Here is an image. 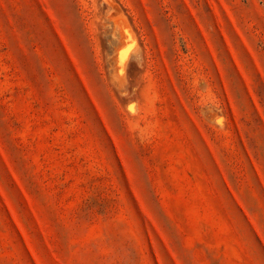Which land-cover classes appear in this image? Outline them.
I'll return each instance as SVG.
<instances>
[{"label":"rangeland","instance_id":"obj_1","mask_svg":"<svg viewBox=\"0 0 264 264\" xmlns=\"http://www.w3.org/2000/svg\"><path fill=\"white\" fill-rule=\"evenodd\" d=\"M0 264H264V0H0Z\"/></svg>","mask_w":264,"mask_h":264}]
</instances>
